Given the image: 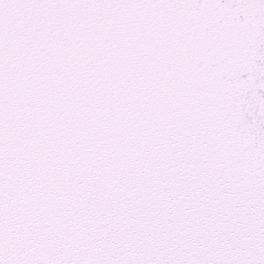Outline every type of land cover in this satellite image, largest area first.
Instances as JSON below:
<instances>
[{"label":"snow or ice","instance_id":"snow-or-ice-1","mask_svg":"<svg viewBox=\"0 0 264 264\" xmlns=\"http://www.w3.org/2000/svg\"><path fill=\"white\" fill-rule=\"evenodd\" d=\"M0 264H264V0H0Z\"/></svg>","mask_w":264,"mask_h":264}]
</instances>
